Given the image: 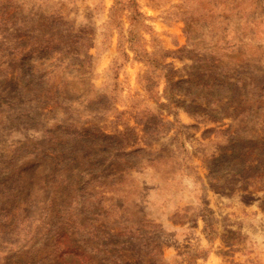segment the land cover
<instances>
[{
    "label": "rangeland",
    "instance_id": "374dc122",
    "mask_svg": "<svg viewBox=\"0 0 264 264\" xmlns=\"http://www.w3.org/2000/svg\"><path fill=\"white\" fill-rule=\"evenodd\" d=\"M0 264H264V0H0Z\"/></svg>",
    "mask_w": 264,
    "mask_h": 264
}]
</instances>
